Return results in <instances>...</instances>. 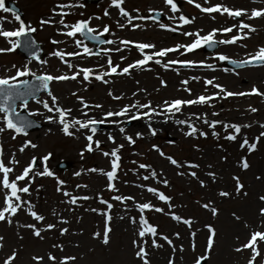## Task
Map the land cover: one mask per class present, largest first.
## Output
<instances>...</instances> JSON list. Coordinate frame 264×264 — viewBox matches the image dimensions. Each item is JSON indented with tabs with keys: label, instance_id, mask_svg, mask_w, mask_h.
Here are the masks:
<instances>
[{
	"label": "rangeland",
	"instance_id": "obj_1",
	"mask_svg": "<svg viewBox=\"0 0 264 264\" xmlns=\"http://www.w3.org/2000/svg\"><path fill=\"white\" fill-rule=\"evenodd\" d=\"M12 1L21 8L24 21L30 22L34 26L38 25L36 22L38 18L37 16H48L49 12L54 7L52 5L54 2H70V0ZM72 2L83 3L85 7L66 9V11L72 13L68 17H65L67 23H73L76 20L83 18L86 19L87 17L100 16V20L103 23L108 22L111 26V31L116 34L115 38L123 37L126 30L118 29L115 24L116 20H102V17H104V10L109 8L110 0H101V2L94 5L86 4L83 0H72ZM197 2L205 7L215 4H224L230 8H247L249 10L253 8H264V3H260V0H256L255 3H253V0H209L208 4H204L203 0H197ZM162 3L163 1L160 0H137L136 2H134V0H126L124 7L129 9L133 15H136V13L132 11L133 9L139 8L142 11H146L142 8H158ZM138 4H140L142 8L141 6L137 8ZM186 11L187 12H181L189 18L196 17V19L193 24L186 25L185 29H181L182 31L186 29L187 31L203 29V32L201 33L203 35L211 31L213 28L229 26L231 23H235V21L228 18L226 15L220 16L219 14H214L216 19L213 20L210 16L200 13L199 10L192 5L186 7ZM81 13H83V15H80ZM113 14L118 18L116 11H113ZM1 15L2 13L0 12V16ZM170 15L171 14H169V16ZM8 16L12 21H15L14 17L10 15ZM242 19H245V22L249 23V20L246 18ZM170 21L171 20L168 19L166 22L164 21L160 23L173 25L167 23ZM171 22L174 23L173 21ZM250 22L253 24V27L258 29L257 32L250 34V38L247 39L250 45L248 49L254 51L256 45L258 48L264 46V18L251 20ZM103 23L99 24V28L102 27L101 24ZM143 23H149L151 25V30H138V33L137 31L135 33L129 28V34L126 33V35L133 39L154 42L155 45H157V48L171 46L172 44L186 43L188 40L191 42L193 39L192 37H185L178 35L177 33L163 32L159 27L160 23H153L150 20H145ZM13 25L15 26V22ZM47 28V32L44 30L43 32H39L40 29L37 30L34 37L44 50V54L41 58L48 59V65L47 67H42L40 64L33 62L30 67L34 72H37V74L42 71L50 72L54 75L65 73L71 74L70 70L58 59L55 57H49L51 51L56 50L57 48L65 50L64 46H66L65 44L52 45L49 42V39L53 37L58 40H68V38L58 36L56 34L57 29L54 30L55 28L53 27ZM108 37L114 38L112 36ZM67 45H73L72 41L68 40ZM8 46L7 42L5 46L4 40L0 38V48H6ZM241 51V54L238 52L235 53L234 46H230V48L225 46L219 48L216 52L227 53L230 57H233L231 55L242 57L244 56V48H242ZM136 55L137 53L133 52L130 56L135 57ZM204 55L207 56V54H201L198 50V52L194 54V58L202 59V56ZM73 61V64L82 67H96L99 64L106 62L98 57L94 60L89 58L83 60L76 58ZM26 62L27 61L23 59L22 55L17 52L0 54V77L14 75L15 69L12 68V65L15 64L17 67H20ZM113 62L114 64L118 63L116 60H113ZM197 62H199V60ZM209 63L213 64L215 71L211 72L210 70L208 71V69L202 70L197 67L188 72L180 71L181 76H175L172 80L154 68L153 70L144 71L143 73H141V70L138 72L134 71L132 74H137L131 75L129 78L125 79L113 80L107 78L113 81L107 85L102 83L88 84L82 82L81 78H78L77 81L53 82L50 87L53 94L59 98V103L65 107H72L74 109L72 115L81 119H85V117H83L79 111L80 105L78 101L71 95L74 91L77 92L79 96L84 97L90 104L101 103L104 106L102 109H93L89 112L90 116H94L97 119L101 118L99 116L101 115L100 113L103 115L107 110H119L123 105L128 104L130 100V103L137 100L141 103L151 101L153 106H156L161 105L164 100H172L175 98L192 99L200 94H213L216 90L210 86L207 88V91H205L203 79L208 78H214L216 83L225 86L229 91H249L253 85L257 86L261 91H264V67L246 68L237 70L233 74L229 73L223 75L219 73L222 69H217L219 65L221 66V64L217 63V60L212 61L209 59ZM161 69L163 70L164 68L160 67V70ZM236 73H238V75ZM158 75H160V78H156ZM191 77H200L201 79L197 82L196 80H192ZM161 79L166 82L167 87H161ZM184 79H189L188 87L192 91V96H189L187 92L182 90L184 85H182L180 81ZM137 81H139V84H137ZM85 88L87 91L84 90ZM141 89H146L147 92L140 91ZM157 89H159V91H157ZM109 90L113 91L114 95L122 96L123 99L119 101L111 99V97L107 95ZM133 92H136L137 95L133 96ZM39 98L41 100H49L50 102V98L46 94H42ZM210 103L213 104L214 107H202L196 105L198 109H192L185 117L177 114L174 119H185L193 113L197 115L206 113L207 118L210 121L222 120L229 123L251 124V128L242 129L241 133V136L246 135L250 142L254 141L255 137L258 136L261 131H264V129L259 127V124H264V98L254 95L249 97H231L226 100L211 101ZM249 107H255L258 111L256 113L246 111ZM29 110L44 112L41 105L31 101L29 102ZM214 111L218 112L219 116H213L212 113ZM45 115H47V113H45ZM0 116H2V114H0ZM30 118L39 124L40 127H35L27 136H18L16 140H11V133L6 132L3 135H0V144L3 145L5 152V162H7V159L12 152H16L17 159L21 162L20 166L17 168V172H19L22 166H24L33 155L40 157L47 152H51L52 158L48 162V167L58 178L65 181L66 190L73 192L74 195H89L92 199L88 201H80L78 202L80 207L75 208L74 211H68L67 209L72 206L60 203L61 200L66 198L55 191V180L47 177H37L32 185L30 197L31 202L36 205L35 210L46 217L44 223H55L57 217L52 214L55 209L59 215L70 221L69 224L58 225V228L68 227L69 233L60 236L59 231L54 229L51 232L42 233L45 239L41 241L33 237L30 230L17 227L16 221H19L20 223H35L31 217L27 216L24 212H20L13 218V224L11 227H9L7 223L0 222V236H4L5 238L3 241L4 246L3 248H0V264H3L4 259L11 254L13 249H16L18 252L17 259L13 264H35L31 259L32 255H44L47 252H52L58 259L63 256L74 255L77 257L74 264H140V262L134 258L135 249L131 243L132 240L135 239L134 225H132L127 218L129 216H134L138 220L139 213L132 206L131 201L128 202L131 211L125 213L122 210V205L116 201H111V196L117 194L133 195L138 202L151 201L153 204L164 207L165 209H167V206L163 205L159 200L146 191H141V189L132 186L133 182H142L138 181L132 172H128V174L125 175V172L128 169H135L136 166L131 163L133 160L151 164L157 172L162 171L164 174L162 178L169 180V187L164 188L162 184H156L155 181L151 180L143 181V183L157 187L166 195L171 196L173 198L172 203L176 205L175 211L184 217L193 218L195 221L193 224V230L202 229L197 232L195 238L196 252L194 253L191 250L189 229L185 225L176 224L164 214L155 212L145 213V216L150 223L158 225L159 232L168 234L170 238H173L177 249L180 245H183L185 248L184 253L181 254L178 250L175 253V255H178V257H176V264H192L194 257L203 253L206 237L208 235L206 229H203V225L209 223L216 226L218 235L216 246L211 254V258L207 261V264H246V257L249 253L245 252L243 254H237L232 249L238 243L246 241L248 237L247 234L250 230L245 229L242 223H236L232 219L231 213L236 212L251 223L253 227H256L259 222L257 211L259 207H264V204H261L258 197L264 195V180L258 181L255 177L257 175L264 177V138H261L257 150L249 155L246 149H239V137L236 142H230L224 139L226 133L223 127L219 125L216 128V131L219 133L218 138H213L211 135L212 130L203 123H198L199 125H197V127L208 133L207 138H192L185 137L183 131H187V129L178 125L176 126L180 128V132L168 129L163 130L161 128L158 129L155 137H151L148 135L147 125L143 120L121 124L120 126L126 129V134L133 135V137L135 136V133L140 132V129L142 128L141 132L144 133V139L137 140L135 145H128L127 141L123 138V134L119 132L118 127L113 126L115 131L108 133L106 132L107 129L105 124L99 125L94 139L101 141L102 151H111V149L116 146L108 140V135H112L115 138L117 145H124L120 152L122 158L121 169L118 173L120 179L116 181V186L119 189V192L111 193L106 190L107 181L105 177L96 173H88L86 171L93 167L110 170V158L104 157L101 151H94L92 153L85 152L83 159L80 157V152L87 143L82 134L83 132H86V130H82V133L77 134L79 139L65 137L59 133L57 128L55 129V134H46L47 129H44L43 125L45 122L43 117L35 116ZM162 119V117L154 118V120ZM168 123H172V120H169ZM144 126L146 128H144ZM182 128L183 131L181 130ZM26 139L38 144L39 147L37 149H26V151L21 154L18 152V148ZM153 144L158 145L167 155L173 156L178 161L198 163L201 167L195 171L198 172L201 179L209 184V188L202 189L199 187V184L190 177L176 175L177 171L187 172L189 169H176L170 165L156 152L150 150ZM197 148L200 150L197 151ZM242 156H247L250 164V168L247 171H241L238 167V161ZM224 157L227 159H223ZM61 161L70 162V167L67 171H59L55 169L56 164ZM209 164L213 167L209 168ZM81 170H84L81 176L77 177L74 175L75 172ZM139 171L143 174V170ZM208 171L216 172L218 177L216 183H211L210 178L205 175ZM232 175L240 176L241 181L245 185V190L248 192V196L233 200H225L223 203H219V198L215 193L219 189L230 191L234 189L235 182L231 179ZM123 181H127L128 183L125 184ZM77 184H87L88 187L76 189L75 186ZM98 194L114 204L111 213L113 216L111 224V227L113 228L111 234L112 239L111 244L107 247L102 245L99 240L92 239V234L94 232L100 231L102 233L103 231V216L90 211H85L86 208L104 209L105 206L99 204L96 199ZM25 198L29 199V197ZM208 199H213L217 202V206L220 209V214L217 218H213L210 212L200 208L199 204L196 203V201L204 202ZM0 200H2V198H0ZM182 205L184 207H181ZM121 215H125L126 218L120 220L119 216ZM233 223L242 226L241 228L245 231L243 236H230V226ZM17 232L23 236V239H20L17 236ZM176 232L180 233L179 240H176L174 237ZM237 236L240 237L239 242L236 240ZM159 242L162 244L164 243L163 241ZM53 244H61L64 251L60 252L59 249L53 248ZM77 245L79 246L77 247ZM162 249H165L168 252L171 251V254L168 253L169 256L166 254L161 258L163 264H167L169 257L172 255V250L167 244H164ZM149 251L151 253V260V256L158 254L161 249L149 248ZM261 251L264 253V245H261ZM181 256H183V259H181ZM45 264H48L46 258Z\"/></svg>",
	"mask_w": 264,
	"mask_h": 264
},
{
	"label": "snow or ice",
	"instance_id": "obj_2",
	"mask_svg": "<svg viewBox=\"0 0 264 264\" xmlns=\"http://www.w3.org/2000/svg\"><path fill=\"white\" fill-rule=\"evenodd\" d=\"M256 0H253L255 3ZM126 0H110L109 8H115L118 10V19L116 20V27L120 30H125L131 28L135 30L140 28L139 24L134 23L136 20H153L157 21V18L162 16L163 13L156 9H149V14L147 16L141 15L139 9H133L136 15L127 10L124 5ZM165 6L168 7L171 15L168 17L169 20L173 21V25H165L163 23L159 24L162 30L172 33H178L185 37H192L190 43H180L173 47H163L157 49L156 45L148 42H137L129 39L123 38H107L108 36L115 37V32L111 31V27L108 24H104L101 28L92 27L91 22L93 19L100 20V16L89 17L86 19L76 20L74 23H67L65 17H68L72 13L66 11V9L73 8H83L85 5L79 2L67 3H57L53 9L51 16L47 18H42L39 20L40 29L42 30L45 26L54 27L59 25L56 34L58 36L67 37L71 40L74 48L76 50L67 52L63 49L57 48L49 53V57H55L62 64H64L71 72V74H59L54 75L50 72H34L30 67L32 61L37 62L42 67H47L48 59L41 58L42 49L39 47L37 41L32 37L33 33L37 32V28L29 23H26L21 16L16 12L14 8L10 9L6 7L5 0H0V12L11 13L14 17L16 23L19 27L15 30H4L0 26V38H3L9 45L6 48H0V54L12 53L17 49H23L28 53V61L22 66L17 67L15 64L12 68L15 69V74L11 76L0 77V135L8 132L11 133V140H16L18 136H27L29 134L28 130L40 127L35 121L29 119V117L42 116L44 122L47 124H54L59 126V131L65 137H72L79 139L78 133L83 132L84 139L87 141L83 150L80 152V157L83 159L84 153H92L94 151H101L104 157L110 158V170L89 168L86 171L88 173H96L106 178V190L111 193H118L119 189L116 186V181L120 179L119 171L121 169V149L124 147L123 144H116V140L112 135H108V140L116 145L111 151H102L101 141L94 139L98 126L102 124H111L118 127L119 132L123 134L124 140L127 141L128 145H135L137 140L144 139V133L136 132L135 136L126 134V129L120 125L123 123H130L132 121L143 120L147 125L148 135L155 137L157 135L158 129L153 127L154 123H168L169 120L178 126H183L187 131H183L185 137H203L207 138L208 133L197 127V123H203L211 129V135L213 138H218L219 133L216 131L217 126H222L226 135L224 139L230 142H236L238 137L240 138L239 149L247 150L250 155L257 150V146L264 138V131H261L258 136L255 137L254 141L250 142L249 138L244 135L241 136L242 129L251 128V124H238L229 123L222 120H209L207 114L197 115L195 113L189 115L185 119H174L177 114H183V109L185 107L192 106H208L214 107L211 101L216 100H226L231 97H245V96H260L264 98V91H261L257 86L253 85L249 91H229L225 86L216 83L214 78L204 79L203 83L205 86V91L210 86L216 91L213 94L205 95L200 94L192 99L175 98L172 100H164L161 105L153 106L151 101L147 103H141L139 100L123 105L119 110H107L103 113L100 119L90 116L89 112L93 109H102L104 106L101 103L90 104L85 100L84 97L79 96L77 92H72L71 95L76 98L80 108L79 111L85 119L77 118L72 115L74 109L72 107H65L59 103V98L53 94L50 85L53 82H65V81H77L78 78L82 77V82L91 83L92 80L100 82L102 84H110L113 81L106 79V77L113 76H129L131 75V70L138 69L142 71H150L146 65L154 63L160 65L165 70H169L173 65H177L181 68H205L215 71V67L204 61L196 62L192 60H179L171 59L164 62V58L168 57L171 53H178L180 56H185L188 53H193L196 50L207 47L209 49H215L220 45H235L239 41L247 40L250 38V34L258 31L256 27H253L250 23L245 22L247 20H256L264 18V8H253L251 10L247 8H230L224 4H215L212 6H202L197 0H186V3L194 6L199 10L200 13L209 15L213 20L216 17L212 14L217 13L220 16H227L228 18L235 21L230 26H222L219 28H213L206 34H201L203 29H197L195 31H181L186 25L193 24L196 17L189 18L181 12V9L177 6L175 0H163ZM204 4H208L209 0H203ZM260 3H264V0H260ZM177 13H180L177 15ZM80 15H83L81 13ZM103 15L105 17H110V12L108 9L104 10ZM59 17L56 20L55 17ZM158 22V21H157ZM234 35L229 36V34L234 33ZM223 36V39H217V36ZM82 37L83 39L77 38ZM68 40H58L51 39L49 42L52 45L68 44ZM93 41L98 46L112 45L114 47H97L95 50L89 47L84 41ZM123 46V47H121ZM246 47V45H243ZM129 48H135L140 54V59H136L134 62L129 63L127 66L121 67L120 64H114L112 59L113 53H121ZM147 50V51H146ZM98 57L105 60L106 63L99 64L97 67H82L77 64H73L68 58L75 60L76 58L86 59L90 57ZM215 60L221 62H227L231 64L236 69H241L245 67H264V46L259 47L254 53H249L247 58L242 60H233L225 54H217L212 57ZM127 57L121 56L120 60L123 62ZM227 71V70H226ZM177 74L179 72L177 71ZM238 75V73H236ZM192 80L199 82L200 77H191ZM180 83L184 85L183 91L187 92L189 96H192V91L188 87L189 79L181 80ZM139 84V81H137ZM161 87H167L166 82L160 80ZM87 91V89H84ZM140 91L147 92L146 89H141ZM159 91V89H157ZM45 93L49 100H41L39 98V93ZM107 95L113 100L123 99L120 95H114L113 91L109 90ZM137 93L133 92V96ZM34 102L42 106L44 112L29 110V102ZM19 102V103H17ZM19 109V111H18ZM87 110V111H86ZM251 113H256L258 111L255 107H249L246 109ZM26 113V115H22ZM47 113V115H45ZM213 116H219L218 112H213ZM162 120H154V118H160ZM261 129H264V124H259ZM52 133V129H47L46 134ZM91 133V134H87ZM174 143V142H173ZM38 144L32 142L31 140H24L19 146L18 152L23 154L26 149H37ZM151 151L156 152L161 158L166 160L170 165L176 169L187 168L189 171H177L176 175L190 177L195 180L199 187L202 189H208L209 184L205 180L201 179L198 175L196 169H200V165L194 162L188 161H178L171 155H167L158 145L153 144L151 146ZM200 149L197 148V151ZM135 154V153H134ZM5 152L3 145L0 144V222L7 223L9 227L13 224V218L16 217L20 212H24L27 216L35 223H20L16 221L18 228L28 229L31 235L39 240H44L45 237L42 235L44 232H51L56 229L59 231L60 236H64L69 233L68 227H59L58 225L69 224L70 221L64 219L61 215L57 213L54 209L52 214L56 216L55 223H44L46 217L43 214L38 213L36 205L30 200L31 189L37 177H47L55 180L56 188L55 191L61 194L66 199L61 200L60 203L67 204L72 207L68 208V211H74L75 208L80 207L78 202L88 201L92 199L89 195H74L73 192L66 190L65 181L61 180L56 176V174L50 170L48 167V162L52 158V153L47 152L46 154L38 157L33 155L30 160L22 166L21 170L17 172L18 166L21 162L17 159V153L12 152L10 157L5 162L4 159ZM223 159H227L224 157ZM135 165V169H128V172H132L138 181L141 183L133 182L132 186L141 191H146L151 194L157 200H159L164 207L157 206L151 201L138 202L136 197L133 195H123L117 194L111 196V201H116L123 206V211L125 213L131 211L128 202H132V206L139 213V218L137 220L134 216L127 217L132 225H134L135 239L132 240V246L135 249L134 258L140 262V264H151L150 251L152 249H162L164 244L172 250V255L169 257L167 264H176L175 253L177 250L182 254L185 252L183 245L177 246L174 244L173 238H170L168 234L158 231V225H154L149 222L146 218V212H155L168 216L176 224H183L189 229V235L191 237V250L196 252L195 238L197 232L202 229L193 230L194 220L191 217H184L175 211L176 205L172 203V197L166 195L164 192L160 191L159 188L153 187L149 184L143 183V181H155L156 184H162L164 188L169 187V180L163 177V172H157L151 164H146L138 162L136 160L131 161ZM42 166V168H41ZM209 168L213 166L208 165ZM238 167L241 171H247L250 168L247 156H242L238 161ZM139 170H143V174ZM81 171L74 173L75 176L79 177L82 175ZM207 177L210 178L211 183H216L218 177L215 171H208L205 173ZM231 179L235 182L233 190L219 189L216 191L215 195L219 198V203H223L225 200H233L237 198L247 197L248 192L245 190V185L241 181L239 175H232ZM256 180H264V177L257 175ZM127 184V181H123ZM76 189L87 188V184H77ZM25 197H29L26 199ZM99 204L104 205V209L97 208H86L85 211L93 212L97 215L103 216V231H96L92 234L93 240H99V242L105 247L111 244V234L113 228L111 227L113 216L112 210L114 204L109 200L104 199L99 194L96 196ZM261 204H264V195L258 197ZM200 208L211 213L213 218H217L220 214V209L217 206V202L213 199H208L204 202L196 201ZM181 207H184L183 205ZM259 217V222L256 227H253L251 223L245 220L242 216L238 215L236 212H232V219L236 223H242L245 229H249V234L246 241L238 243L233 247V251L237 254H243L248 252L249 255L246 257V264H264V253L261 251V245H264V207H259L257 211ZM125 215L119 216L120 220H124ZM203 229H206L208 235L206 237V243L204 246V251L202 254L196 255L193 259L192 264H207V261L211 258V254L217 243V228L214 224H204ZM17 236L23 239V236L17 232ZM176 240L180 239V233L176 232L174 234ZM150 238V244H149ZM4 236H0V248H3ZM236 240L239 242L240 237L237 236ZM163 241L164 243H160ZM79 245H77L78 247ZM53 248L59 249L60 252L64 251L61 244H53ZM18 252L13 249L11 254L4 259L3 264H13L17 259ZM45 258L48 264H74L77 257L74 255L63 256L57 258L52 252H47L44 255H32L31 259L35 264H45ZM259 258V261H258ZM183 259V256H181Z\"/></svg>",
	"mask_w": 264,
	"mask_h": 264
},
{
	"label": "bare ground",
	"instance_id": "obj_3",
	"mask_svg": "<svg viewBox=\"0 0 264 264\" xmlns=\"http://www.w3.org/2000/svg\"><path fill=\"white\" fill-rule=\"evenodd\" d=\"M135 33H136V31H137V29H135V30H133ZM138 33V32H137ZM169 38V37H168ZM170 39V38H169ZM255 73V72H254ZM172 79H174L173 77H171L170 78V80H172ZM204 80V79H203ZM174 81V80H173ZM112 99V98H111ZM130 102H131V100L129 101V103L128 104H130ZM192 109H198L197 108V106H192V107H185L184 109H183V114H180L182 117H185V116H187L188 114H189V112L192 110ZM101 115H99L100 117L102 116V113H100ZM74 117H77V116H74ZM77 118H79V117H77ZM184 119V118H183ZM199 123V122H198ZM197 123V125H199ZM44 126V129H49V128H51L52 129V133H50V134H55V129L57 128L58 129V131H59V126L58 125H54V124H44L43 125ZM153 127H156L157 129H168V130H172V131H178V132H180V128L178 127V126H176V124H174L173 122L172 123H165V124H162V123H154L153 124ZM144 128H146L145 126H144ZM117 129V128H116ZM140 129V128H139ZM142 129V128H141ZM141 129H140V132H141ZM113 131H115V128L113 129V125H111V124H109V126H108V128H107V130H106V132H113ZM59 133L60 134H62L60 131H59ZM63 135V134H62ZM254 202H256V201H254ZM242 226H238V225H236V224H232L231 226H230V236H233V235H244V233H245V231L241 228ZM248 234H249V232H248ZM247 234V235H248ZM171 254V251H167V250H165V249H161V251L160 252H158V254H155L154 256H151V264H163V262H162V257H164L166 254L169 256V254ZM175 257H178V255H175Z\"/></svg>",
	"mask_w": 264,
	"mask_h": 264
}]
</instances>
